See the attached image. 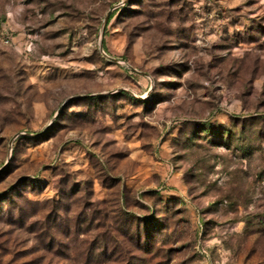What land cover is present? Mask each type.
<instances>
[{"label":"rangeland","instance_id":"1","mask_svg":"<svg viewBox=\"0 0 264 264\" xmlns=\"http://www.w3.org/2000/svg\"><path fill=\"white\" fill-rule=\"evenodd\" d=\"M0 264H264V0H0Z\"/></svg>","mask_w":264,"mask_h":264},{"label":"water","instance_id":"2","mask_svg":"<svg viewBox=\"0 0 264 264\" xmlns=\"http://www.w3.org/2000/svg\"><path fill=\"white\" fill-rule=\"evenodd\" d=\"M113 61L118 62V60H116V59H113ZM17 137H18V135L15 136V137L11 140V142H10V146L12 145L13 141H14Z\"/></svg>","mask_w":264,"mask_h":264}]
</instances>
